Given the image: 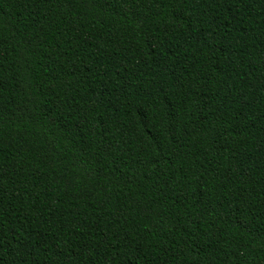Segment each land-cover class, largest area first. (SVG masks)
I'll return each mask as SVG.
<instances>
[{"label":"trees","instance_id":"trees-1","mask_svg":"<svg viewBox=\"0 0 264 264\" xmlns=\"http://www.w3.org/2000/svg\"><path fill=\"white\" fill-rule=\"evenodd\" d=\"M0 264H264V0H0Z\"/></svg>","mask_w":264,"mask_h":264}]
</instances>
